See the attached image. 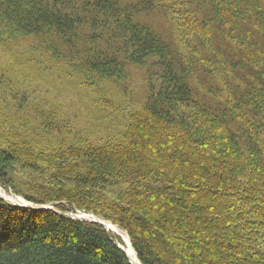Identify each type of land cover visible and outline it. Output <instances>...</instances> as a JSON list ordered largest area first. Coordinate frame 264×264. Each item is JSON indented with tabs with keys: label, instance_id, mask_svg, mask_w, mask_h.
Masks as SVG:
<instances>
[{
	"label": "trees",
	"instance_id": "16d2710c",
	"mask_svg": "<svg viewBox=\"0 0 264 264\" xmlns=\"http://www.w3.org/2000/svg\"><path fill=\"white\" fill-rule=\"evenodd\" d=\"M0 45V186L57 211L0 198V264H132L77 211L141 264H264V0H0Z\"/></svg>",
	"mask_w": 264,
	"mask_h": 264
},
{
	"label": "rangeland",
	"instance_id": "374dc122",
	"mask_svg": "<svg viewBox=\"0 0 264 264\" xmlns=\"http://www.w3.org/2000/svg\"><path fill=\"white\" fill-rule=\"evenodd\" d=\"M10 62H11V59H10V57H9V55L7 54V51L6 50H4V48L0 45V107L3 105L2 103H6V104H4V106L5 107H7V108H12V104H13V102H15V99L14 98H12L11 100H8L7 99V96H6V94H4V93H6V90L4 91V89H2V88H5V89H7V92H11L10 91V89L9 88H6V87H4V86H6L7 85V83H8V81H7V76H8V72L6 71L7 69H8V66H9V64H10ZM15 81H17L18 82V79H15ZM29 82H24L23 83V87H21L20 89H24V88H26L27 86H29V84H28ZM10 86H12V85H10ZM67 88H69V87H67ZM37 90H39L38 92H41L42 94H44V92H47V91H50L51 89H47V88H40V89H37ZM16 92H18V91H15L14 93H16ZM67 93H71V92H68V91H64L61 95H58V93L57 92H55V91H50V93H49V95H50V97L55 101V102H58L59 101V104L60 105H62L65 109H67V110H69V111H71V114L73 115V116H77V114H74L73 113V110L74 111H78V110H76L77 108H78V106H77V101H76V95L75 94H71V95H65V94H67ZM23 94V93H22ZM8 95V94H7ZM8 97H9V95H8ZM19 97H26V100L30 97V94H28V95H25V96H23V95H19ZM1 109V108H0ZM4 189V188H3ZM5 190V189H4ZM6 191V190H5ZM112 191L113 192H115L116 191V188H113L112 189ZM8 194H10V195H14V196H16L14 193H12V192H8V191H6ZM18 197V196H17ZM20 198H21V196H20ZM7 202H9V203H14V202H10V201H7ZM52 207V206H51ZM68 215H70V216H74V217H77V218H81V219H87V220H92L93 218H91V216H86V217H83L82 216V214H84V213H82V212H80V211H77V212H75V213H72V212H68L67 213ZM101 220V219H100ZM102 220H104V219H102ZM105 221V220H104ZM109 222V221H108ZM109 223H111V222H109ZM115 225V224H114ZM119 227V226H118ZM108 229V228H107ZM109 230V229H108ZM110 231V230H109ZM125 232V231H124ZM110 233L113 235V236H115L114 234H113V232H111L110 231ZM128 235V234H127ZM115 237H119L118 235H116ZM120 238V237H119ZM121 239V238H120ZM122 240V239H121ZM125 245V244H124ZM125 247L127 248V246L125 245ZM127 251H128V249H127ZM129 255V254H128Z\"/></svg>",
	"mask_w": 264,
	"mask_h": 264
},
{
	"label": "bare ground",
	"instance_id": "6f19581e",
	"mask_svg": "<svg viewBox=\"0 0 264 264\" xmlns=\"http://www.w3.org/2000/svg\"><path fill=\"white\" fill-rule=\"evenodd\" d=\"M0 198H2L5 201L14 202V203H11V204H14V205L19 206V207H26V208H33V209H38V208L50 209V210H54L55 212H57L51 206L34 205V204L26 201L23 197L20 198V196L17 197V195L16 196L10 195L1 186H0ZM65 216L70 217L72 219L87 220V219H81V218H77V217H74V216H70L67 213L65 214ZM82 216L86 217V216H91V215H90V213L89 214L84 213V214H82ZM91 218H94L97 221H101V223L104 224L106 226V228H108L115 235H118L122 239L123 243L127 246L126 251L128 249L127 253L129 254V258H130L131 263L132 264H139V262L137 260V257L135 255V252L132 249L130 238L124 231H122L118 226H116V225H114L112 223H109L108 221L100 220L99 218H95L93 216H91Z\"/></svg>",
	"mask_w": 264,
	"mask_h": 264
},
{
	"label": "water",
	"instance_id": "95a60500",
	"mask_svg": "<svg viewBox=\"0 0 264 264\" xmlns=\"http://www.w3.org/2000/svg\"><path fill=\"white\" fill-rule=\"evenodd\" d=\"M96 218V217H95ZM91 221H93V222H95V223H98V224H100V225H102V226H104L105 228H106V226L104 225V224H102L101 223V221H97V220H95V219H92ZM107 229V228H106ZM120 247L122 248V249H124L121 245H120ZM126 254H127V256H128V258H129V255H128V253H127V251H126ZM130 259V258H129ZM139 262V261H138ZM140 264V263H139Z\"/></svg>",
	"mask_w": 264,
	"mask_h": 264
}]
</instances>
